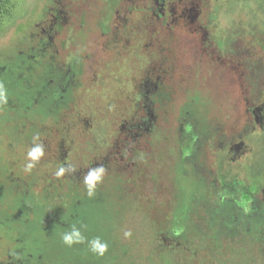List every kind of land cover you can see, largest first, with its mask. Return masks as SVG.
<instances>
[{
  "label": "rangeland",
  "instance_id": "obj_1",
  "mask_svg": "<svg viewBox=\"0 0 264 264\" xmlns=\"http://www.w3.org/2000/svg\"><path fill=\"white\" fill-rule=\"evenodd\" d=\"M5 68L70 81L51 117L0 124V264L18 257L20 206L27 224L63 228L84 205L110 229L93 264H264V0H0L3 87ZM100 168L90 196L85 178ZM200 179L174 235L179 184L188 192ZM214 185L255 198L254 212L214 206ZM40 244L34 263L54 264L55 246Z\"/></svg>",
  "mask_w": 264,
  "mask_h": 264
},
{
  "label": "trees",
  "instance_id": "obj_2",
  "mask_svg": "<svg viewBox=\"0 0 264 264\" xmlns=\"http://www.w3.org/2000/svg\"><path fill=\"white\" fill-rule=\"evenodd\" d=\"M15 74L16 72L13 69L5 68L4 74L2 75V78L6 77L10 80V84L3 87L5 89V100L0 101V113L5 116L0 117V124L4 120L15 121L21 116L26 117L29 113H34L38 116V119L51 117L55 110L53 108L54 105L59 102L65 88H67L70 81L69 77L59 73L53 77V83L46 84L42 79H35V81H32L31 76H22V79H15L13 77ZM184 112L187 118L185 132H191L190 136L195 137V133L191 131V125L194 123V120H198L196 117V101L191 103ZM22 119L21 117L20 120ZM185 162L186 164L196 166V159L192 149L185 153ZM204 185L205 183L200 179L191 190L186 192L183 191L182 186L179 184L180 196L170 224L172 234L177 235L178 233H183L192 208L202 197ZM212 190L214 194V206L221 207L222 205L231 204V202H233L237 204L239 210H241L240 214L246 217L251 215V212H246L243 208L246 207L248 202L250 203L251 199L246 196H241V194L227 187L221 188L214 185L212 186ZM256 203L257 202L254 201L253 205H257ZM84 206H86L85 214L81 212L83 209L81 207L75 215L70 216L69 214L68 218L61 221L62 224L59 223L63 228L56 225L57 223L53 221L50 223H47V221V224H42L39 217H37L38 219L36 223H34V226L32 224H27V221H24L27 216L23 213V206H20V218L15 220V223L18 222L17 224L19 227L16 228V231L14 230L15 237L11 238L13 245H16L13 250L16 252L17 256H19L22 261L26 260L27 264H35V259L39 261L43 256L42 253L40 255L37 247L41 245V242H48L52 243L56 249L54 264H93L90 259L91 253L93 252L91 250V242L96 239L101 240V237H103L105 233L110 232V229H106L103 223H101V227L97 226L101 215L97 212L96 207L94 208L93 205H88V207L87 205ZM98 216L100 217L98 218ZM231 217L232 216H229L228 218V224L233 220ZM73 228L80 232L83 237V242L68 246L63 243L62 237L65 233L71 232ZM34 234L36 236H33ZM83 249H90L87 251L85 258L81 253ZM31 250L33 251L32 253H30ZM75 256L76 260L73 258V263H70L69 260H72V257ZM94 263L98 264L97 261H94Z\"/></svg>",
  "mask_w": 264,
  "mask_h": 264
},
{
  "label": "clouds",
  "instance_id": "obj_3",
  "mask_svg": "<svg viewBox=\"0 0 264 264\" xmlns=\"http://www.w3.org/2000/svg\"><path fill=\"white\" fill-rule=\"evenodd\" d=\"M5 100V89L3 88L2 85H0V101ZM42 149L40 147H36L32 150H30L27 154V157L32 163H28L26 165L25 170H30L35 166V162L41 157L42 155ZM103 172V169H97L91 171L87 177L85 178V183L88 186V192L89 195H92L94 185L100 180L101 178V173ZM63 174V169H61L59 172H57V175H62ZM127 235V234H126ZM63 243L72 246L75 243H82L83 242V237L81 236L80 232L73 228L71 232L65 233L62 237ZM91 250L93 252L98 253L99 255H103L104 252L107 250V245L106 244H101L98 239L93 240L91 242Z\"/></svg>",
  "mask_w": 264,
  "mask_h": 264
},
{
  "label": "flooded vegetation",
  "instance_id": "obj_4",
  "mask_svg": "<svg viewBox=\"0 0 264 264\" xmlns=\"http://www.w3.org/2000/svg\"><path fill=\"white\" fill-rule=\"evenodd\" d=\"M65 75L67 76V77H69V75H68V73H65ZM53 81V79H51V81L48 83V84H50V83H53L52 82ZM242 196V195H241ZM247 198H249V199H251V201H250V203L253 205L254 204V201H256L257 202V200L255 199V198H252V197H248V196H246ZM249 202L247 203V204H250ZM256 204H258V202L256 203ZM222 206H224V205H222ZM245 210H247V205H246V207H243ZM254 212V210H251V209H249V211H247V212ZM241 212V210H239V213ZM19 216H20V214H19ZM14 219L15 220H17V219H19V217H17V216H15V217H13L12 219H11V221H13L14 222ZM27 225V224H26ZM13 247L15 248L16 247V245H13ZM14 251V250H13ZM15 252V251H14ZM16 253V252H15ZM17 255V254H16ZM15 255V256H16ZM12 257H15V256H13V255H11ZM13 260H14V258H13ZM14 261H16L14 264H27V261L26 260H24V261H22L21 259H20V257L18 256V257H16V260H14Z\"/></svg>",
  "mask_w": 264,
  "mask_h": 264
}]
</instances>
